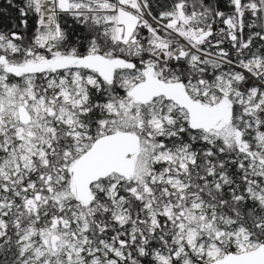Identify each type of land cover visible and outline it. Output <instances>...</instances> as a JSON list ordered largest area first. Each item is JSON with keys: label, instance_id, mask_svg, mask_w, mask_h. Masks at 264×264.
Here are the masks:
<instances>
[{"label": "snow or ice", "instance_id": "obj_1", "mask_svg": "<svg viewBox=\"0 0 264 264\" xmlns=\"http://www.w3.org/2000/svg\"><path fill=\"white\" fill-rule=\"evenodd\" d=\"M0 264H264V0H0Z\"/></svg>", "mask_w": 264, "mask_h": 264}]
</instances>
